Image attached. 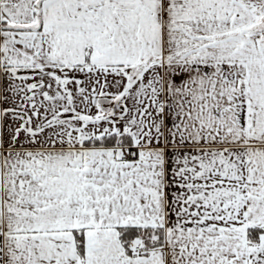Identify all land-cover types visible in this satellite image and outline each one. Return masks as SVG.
I'll return each instance as SVG.
<instances>
[{
    "label": "snow or ice",
    "instance_id": "obj_1",
    "mask_svg": "<svg viewBox=\"0 0 264 264\" xmlns=\"http://www.w3.org/2000/svg\"><path fill=\"white\" fill-rule=\"evenodd\" d=\"M0 264H264V0H0Z\"/></svg>",
    "mask_w": 264,
    "mask_h": 264
}]
</instances>
